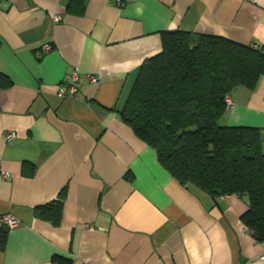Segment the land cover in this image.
<instances>
[{"label":"crops","instance_id":"1","mask_svg":"<svg viewBox=\"0 0 264 264\" xmlns=\"http://www.w3.org/2000/svg\"><path fill=\"white\" fill-rule=\"evenodd\" d=\"M70 1L0 0V74L13 81L0 89V264H264L247 198L185 187L121 115L162 31L264 50V0H86L82 15ZM74 68L78 91L62 98ZM231 100L221 125L259 128L264 152V76ZM59 199L60 224L36 216Z\"/></svg>","mask_w":264,"mask_h":264},{"label":"trees","instance_id":"2","mask_svg":"<svg viewBox=\"0 0 264 264\" xmlns=\"http://www.w3.org/2000/svg\"><path fill=\"white\" fill-rule=\"evenodd\" d=\"M86 0L68 10L85 11ZM162 50L142 64L121 111L124 122L157 153L159 162L187 188L213 197L248 200L247 229L264 242V152L257 127L225 126L226 99L238 86L254 88L264 76V50L232 39L174 29L161 32ZM12 79L0 74V89ZM37 217L60 224L62 199L38 206ZM7 229L0 230V247ZM63 264L69 258L55 256Z\"/></svg>","mask_w":264,"mask_h":264},{"label":"built area","instance_id":"3","mask_svg":"<svg viewBox=\"0 0 264 264\" xmlns=\"http://www.w3.org/2000/svg\"><path fill=\"white\" fill-rule=\"evenodd\" d=\"M119 4H121L120 1H119ZM60 20H61L60 15L55 16V21L58 22ZM52 49H53L52 44L46 42L42 44L41 47L37 50V54L39 55L47 54ZM90 78H91L92 83L94 84L99 83V77L97 75L91 74ZM79 80H80V72L77 68H74L69 74V76H67L65 80L61 83L59 90H58V95L62 98L73 97L78 91L77 84ZM226 102H227L228 107L233 105L231 97H228L226 99ZM13 136H14L13 132L7 135L8 138H12ZM1 222H2V225L6 226L7 228H13L19 225V220L9 214L4 215L1 218Z\"/></svg>","mask_w":264,"mask_h":264}]
</instances>
